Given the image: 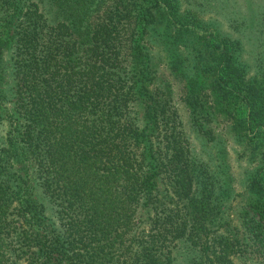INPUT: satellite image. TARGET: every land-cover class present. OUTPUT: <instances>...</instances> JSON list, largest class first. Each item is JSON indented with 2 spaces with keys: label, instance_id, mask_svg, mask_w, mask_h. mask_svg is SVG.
Wrapping results in <instances>:
<instances>
[{
  "label": "trees",
  "instance_id": "obj_1",
  "mask_svg": "<svg viewBox=\"0 0 264 264\" xmlns=\"http://www.w3.org/2000/svg\"><path fill=\"white\" fill-rule=\"evenodd\" d=\"M193 1L0 0V264H264V8Z\"/></svg>",
  "mask_w": 264,
  "mask_h": 264
},
{
  "label": "rangeland",
  "instance_id": "obj_2",
  "mask_svg": "<svg viewBox=\"0 0 264 264\" xmlns=\"http://www.w3.org/2000/svg\"><path fill=\"white\" fill-rule=\"evenodd\" d=\"M237 7L241 11V16H246L249 19V26L252 27V23L250 22V15H254L257 17V11L261 8H264V0H236ZM191 4H194L198 12L200 11V14L206 18L207 21H211V24L217 25L219 23L221 28H225V17L224 15L220 17L219 8L216 6L215 0H195ZM261 19L262 17H257ZM240 21V19H239ZM241 23V22H240ZM218 25V26H219ZM246 30V29H245ZM233 34H236V31H233ZM245 46V52L248 55L250 61H253V55H252V49L261 51V54H264V42H260L257 44H250L247 43ZM247 50V51H246ZM246 57V55H245ZM247 58V57H246ZM159 71H163L162 67H160ZM166 71V70H164ZM160 74V73H159ZM183 80V79H182ZM181 81V80H180ZM179 86L175 85V93H174V100H177V103L179 104V108L182 110L181 118L185 120V125L187 122V109L182 105L181 101H178L176 92L178 91ZM216 121L211 124L214 135L215 133L218 136H222V138H226V153L228 156L229 164L231 170L234 172L235 176L239 178V174L243 171V167L248 165L247 158L245 157L249 154L246 147L243 146L241 143H235L229 136V131L227 130L225 121L219 117V115L216 116ZM189 118H188V130L186 132L188 133L189 137L195 142L193 145L195 146L196 150L200 149L201 144L199 142V137L201 139H205V135L202 133H193L189 126ZM224 141V140H223ZM205 143H208L207 140ZM205 148V147H202ZM213 148L215 146L213 145ZM239 154V156H237ZM234 219V218H233Z\"/></svg>",
  "mask_w": 264,
  "mask_h": 264
}]
</instances>
